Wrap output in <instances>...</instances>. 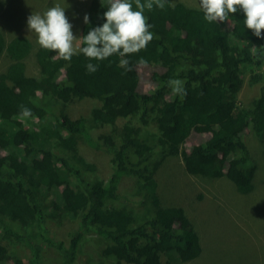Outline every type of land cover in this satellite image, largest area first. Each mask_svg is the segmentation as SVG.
Listing matches in <instances>:
<instances>
[{"label": "trees", "instance_id": "16d2710c", "mask_svg": "<svg viewBox=\"0 0 264 264\" xmlns=\"http://www.w3.org/2000/svg\"><path fill=\"white\" fill-rule=\"evenodd\" d=\"M129 2L137 10L135 0ZM78 5L89 17L78 33L83 46L82 37L105 22L110 0ZM144 15L153 39L123 57L131 72L120 65L119 54L97 61L77 52L65 61L25 35L6 40V24L0 21V66L7 64L0 74V264H23L3 241L23 243L30 249V264H38L39 251L24 234L33 225L59 255L55 264H84V243L92 236L103 246L100 257L111 264L196 259L202 248L184 209L163 206L157 193L154 176L170 157H180L190 176L227 180L243 194L254 191L257 162L243 134L249 129L264 140V72L253 71L246 81L244 73L259 70L264 38L246 27L242 10L229 14L227 21L208 22L200 7L167 0L163 9L154 5ZM26 29L31 31L28 25ZM141 58L145 64L138 63ZM30 59L38 68L36 76L27 73ZM88 63L98 64V70L89 73ZM140 65L152 70L154 87L147 92L141 89ZM172 79L185 82L186 96L173 93ZM244 85H259L258 96L247 104L237 100ZM74 99L99 102L87 117L90 123L84 116L71 119L51 110ZM21 106L32 115L23 116ZM150 115L159 132L160 154L154 160L138 126L127 122L116 127L119 118H138L146 125ZM104 126L111 131L93 135ZM193 133L207 137L185 152L183 145ZM80 141L110 157L106 180L92 176L95 166L76 152ZM55 148L72 154L60 156ZM127 179L134 180L137 201L120 191ZM50 197L49 208H43ZM138 207L144 208L140 217ZM63 219L75 222L65 238L47 227Z\"/></svg>", "mask_w": 264, "mask_h": 264}, {"label": "rangeland", "instance_id": "374dc122", "mask_svg": "<svg viewBox=\"0 0 264 264\" xmlns=\"http://www.w3.org/2000/svg\"><path fill=\"white\" fill-rule=\"evenodd\" d=\"M89 0H0V21L3 20V32L6 40H10L16 35L28 37L32 44L38 43L37 34L34 31H27V18L33 13L43 15L50 7L60 5L65 7V15L72 24L74 45H80L82 25L84 16L87 14L84 6ZM181 2L190 7H200L199 0H172ZM1 27V25H0ZM79 38V39H78ZM39 44V43H38ZM28 61V75L36 76L38 68L33 61ZM7 64L1 62L0 74L6 69ZM138 72L142 76L141 89L144 92L154 87L150 81L151 68L138 66ZM244 73L245 81L253 71L264 72V59L259 67L247 69ZM259 94V85L250 87L244 85L237 100L247 104L251 99ZM94 99H74L67 104L59 106L53 105L51 110L56 115H66L71 119L79 116L88 117L91 109L99 102ZM90 123L89 118H87ZM138 126L141 130V139L149 144L152 149V160L157 159L160 154L158 146L159 132L155 125L153 115H150L148 123L143 125L138 118H119L116 127L121 128L125 123ZM110 126L98 127L94 129L93 135L97 136L100 132L109 133ZM206 135L193 133L185 141L183 150L188 152L190 147L206 138ZM243 140L257 162L254 177V191L248 194L238 192L227 180H208L190 176L184 170L182 159L167 158L156 172L154 178L157 182V193L160 201L165 207L180 206L184 209L188 219L192 223L198 236L202 248L200 255L188 263L182 264H264V140L260 141L250 130L243 134ZM60 156L69 158L72 152L68 149L55 148ZM88 163L95 166V171L91 174L95 178L106 180L112 171L110 157L100 151H95L82 141L76 148ZM2 152L0 151V155ZM90 175V174H89ZM120 191L127 195L132 201H137L135 195L134 180L127 179L122 183ZM202 195L201 198H198ZM51 197L43 203V208L48 209ZM144 213V208L138 207L137 214L140 217ZM61 224L49 222L48 228L53 234L65 238L66 233L74 225V221L63 219ZM24 233V232H22ZM25 236L30 239L32 244L38 249V264H55L59 260V255L40 236H38L35 225L26 229ZM8 247L10 254L19 258L23 264H30V249L23 243L14 241H3ZM82 260L84 264H111L107 259H102L99 255L103 247L97 242V238L88 237L84 243ZM98 246V247H97ZM165 259H163V262ZM5 264H14L12 260Z\"/></svg>", "mask_w": 264, "mask_h": 264}, {"label": "clouds", "instance_id": "9594fccd", "mask_svg": "<svg viewBox=\"0 0 264 264\" xmlns=\"http://www.w3.org/2000/svg\"><path fill=\"white\" fill-rule=\"evenodd\" d=\"M166 2L167 0H147L142 3L141 0H135L137 10H133V4L129 0H110V6L104 12L105 22L82 37L83 46L74 45L77 38L73 35V26L65 15V7L60 5L50 7L43 15L32 13L27 18V24L29 30L37 34L42 48L57 53L65 61H70L77 52L97 61L119 54L122 57L120 65L126 72H131L133 68L130 61L123 57L146 48L153 39V33L149 31L152 25L147 23L144 10H152L154 5L163 9ZM199 6L208 22L227 21L229 14L242 10L246 27L257 38H264V0H199ZM83 19L86 24L89 22L87 14ZM138 63L145 64L146 61L141 58ZM86 68L89 73H94L99 65L88 63ZM168 84L174 94L181 98L186 96L184 81L172 79ZM21 110L25 117L32 115L31 110L24 106H21Z\"/></svg>", "mask_w": 264, "mask_h": 264}]
</instances>
